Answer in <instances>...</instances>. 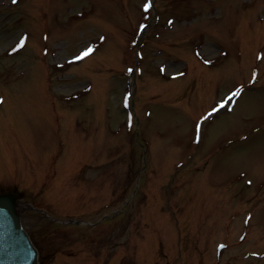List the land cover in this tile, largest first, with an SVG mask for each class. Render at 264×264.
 Returning <instances> with one entry per match:
<instances>
[{
	"label": "rangeland",
	"instance_id": "rangeland-1",
	"mask_svg": "<svg viewBox=\"0 0 264 264\" xmlns=\"http://www.w3.org/2000/svg\"><path fill=\"white\" fill-rule=\"evenodd\" d=\"M0 192L40 264H264V0H0Z\"/></svg>",
	"mask_w": 264,
	"mask_h": 264
},
{
	"label": "water",
	"instance_id": "water-1",
	"mask_svg": "<svg viewBox=\"0 0 264 264\" xmlns=\"http://www.w3.org/2000/svg\"><path fill=\"white\" fill-rule=\"evenodd\" d=\"M18 196L0 194V264H38V249L21 221Z\"/></svg>",
	"mask_w": 264,
	"mask_h": 264
},
{
	"label": "snow or ice",
	"instance_id": "snow-or-ice-1",
	"mask_svg": "<svg viewBox=\"0 0 264 264\" xmlns=\"http://www.w3.org/2000/svg\"><path fill=\"white\" fill-rule=\"evenodd\" d=\"M146 7H150V4L149 5H146ZM89 51H91V49H89ZM88 53L86 52L85 55H87ZM235 95V94H234Z\"/></svg>",
	"mask_w": 264,
	"mask_h": 264
}]
</instances>
